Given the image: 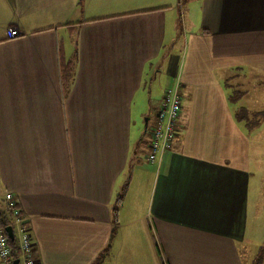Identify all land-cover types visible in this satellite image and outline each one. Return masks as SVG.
<instances>
[{
  "label": "crops",
  "instance_id": "1",
  "mask_svg": "<svg viewBox=\"0 0 264 264\" xmlns=\"http://www.w3.org/2000/svg\"><path fill=\"white\" fill-rule=\"evenodd\" d=\"M239 110H264V0H0V209L11 193L38 264H247L264 121Z\"/></svg>",
  "mask_w": 264,
  "mask_h": 264
},
{
  "label": "built area",
  "instance_id": "2",
  "mask_svg": "<svg viewBox=\"0 0 264 264\" xmlns=\"http://www.w3.org/2000/svg\"><path fill=\"white\" fill-rule=\"evenodd\" d=\"M17 34L16 30H9L8 37L12 38ZM178 86L176 84L174 88L165 92L157 111L155 124L151 128L150 152L146 157L150 164H154L170 148L171 142L178 133L176 118L181 109V97L177 92ZM4 201L10 221L5 225L0 224V264H13L15 260H18V264H38L34 257L33 241L29 229L19 215L16 200L11 193H6ZM7 227L12 229V239L6 232ZM9 240H12L14 244L11 245Z\"/></svg>",
  "mask_w": 264,
  "mask_h": 264
},
{
  "label": "rangeland",
  "instance_id": "3",
  "mask_svg": "<svg viewBox=\"0 0 264 264\" xmlns=\"http://www.w3.org/2000/svg\"><path fill=\"white\" fill-rule=\"evenodd\" d=\"M188 0H184V2H187ZM192 1V0H189ZM183 24L182 19L180 17H177L176 20V29L178 34L181 33L183 30ZM171 60L168 62V65H170ZM168 69V68H167ZM167 69L164 70L163 74H167ZM164 86L159 85L157 81L153 82L152 84H148L146 86V95L148 99L145 102V106H152L154 107V102L149 103L150 101L154 99H158L161 97V90H163ZM231 89V87H228ZM236 97L234 95H231V104L236 105ZM159 100V99H158ZM157 109V106L154 107V110ZM154 111L145 112L143 121L146 119V116L150 117V120L153 118ZM237 117L239 122L248 129L253 128L254 126L258 125L260 122L264 121V118L250 115L246 117V114L239 110L237 112ZM264 136V135H262ZM260 156L264 157V144H260ZM261 166H264V163L261 164ZM250 200L251 202L255 203L256 207L262 206L257 210L256 214L250 215L251 217V223L254 224L255 229L253 230V236L251 235V232L249 231V236L252 238L253 245L249 243V250L248 253L245 255L248 257L247 264H253V259L256 258L262 248H264V182L256 183V189L253 191L251 190L250 193ZM96 264V263H95ZM104 264H112L111 260H106Z\"/></svg>",
  "mask_w": 264,
  "mask_h": 264
},
{
  "label": "trees",
  "instance_id": "4",
  "mask_svg": "<svg viewBox=\"0 0 264 264\" xmlns=\"http://www.w3.org/2000/svg\"><path fill=\"white\" fill-rule=\"evenodd\" d=\"M67 73H68V71L66 72V75H67ZM68 78H69V76H68ZM256 116L264 118V110L261 113H256ZM9 221H10L9 220V214L7 212L6 207L4 206V209H0V224L5 225ZM9 243L11 245L14 244L12 240H9ZM262 249L263 250H261L259 252L258 256L254 259L253 264H262V258L264 255V248H262ZM15 254H16V250H15Z\"/></svg>",
  "mask_w": 264,
  "mask_h": 264
},
{
  "label": "water",
  "instance_id": "5",
  "mask_svg": "<svg viewBox=\"0 0 264 264\" xmlns=\"http://www.w3.org/2000/svg\"><path fill=\"white\" fill-rule=\"evenodd\" d=\"M6 231H7V233H8V236L12 239V236H13V235H12L11 228L8 227V228L6 229ZM13 264H18V260H15Z\"/></svg>",
  "mask_w": 264,
  "mask_h": 264
}]
</instances>
